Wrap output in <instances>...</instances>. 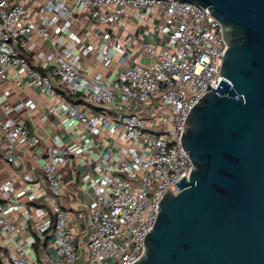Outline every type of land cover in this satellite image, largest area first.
Returning a JSON list of instances; mask_svg holds the SVG:
<instances>
[{
    "label": "built area",
    "instance_id": "2783aa9c",
    "mask_svg": "<svg viewBox=\"0 0 264 264\" xmlns=\"http://www.w3.org/2000/svg\"><path fill=\"white\" fill-rule=\"evenodd\" d=\"M206 9L182 0H0V78L13 76L54 98L48 112L77 121L87 136L110 133L93 170L80 179L92 198H76L70 216L61 206L68 185L60 170L75 165L70 156L79 147L55 136L45 158L27 164L18 149H34L40 137L22 120L0 121V156L12 167L0 185V236L10 255L1 256V264H132L143 255L164 188L176 194L174 184L192 169L179 141L182 125L192 106L224 79L215 73L225 49L222 28ZM78 11L93 24L99 65H116L107 78L82 69V58L92 55L88 43H67L76 36L70 27L81 25ZM123 22L138 32L124 27L125 39L113 35ZM37 39L49 48L35 55L46 72L21 53ZM60 88L79 103L66 100ZM22 105L29 112L39 107L33 99ZM22 196L26 202L18 201ZM37 200L48 205L39 214L31 204Z\"/></svg>",
    "mask_w": 264,
    "mask_h": 264
},
{
    "label": "water",
    "instance_id": "95a60500",
    "mask_svg": "<svg viewBox=\"0 0 264 264\" xmlns=\"http://www.w3.org/2000/svg\"><path fill=\"white\" fill-rule=\"evenodd\" d=\"M182 1L220 23L224 79L189 110L179 141L192 169L176 194L164 188L132 264H264V0Z\"/></svg>",
    "mask_w": 264,
    "mask_h": 264
},
{
    "label": "crops",
    "instance_id": "0c3cea01",
    "mask_svg": "<svg viewBox=\"0 0 264 264\" xmlns=\"http://www.w3.org/2000/svg\"><path fill=\"white\" fill-rule=\"evenodd\" d=\"M33 7H37L36 3L33 4ZM75 17L80 21L81 25L77 26L75 24L70 27V30L73 31L76 36L75 38L68 40L67 43L72 46L75 45L78 48L82 47L85 43H88L91 48L92 55L82 58V69L89 73V75L98 71L106 78L109 77L116 65L114 62L111 63L108 68H103L99 65V59L96 57L98 38L90 35V30H92L93 24L90 21L88 22L85 11L76 12ZM120 26V29L114 28L111 30L113 35L125 39L124 35H126V33L122 30L124 27L128 28L129 31L131 30L135 33L138 32V30L130 25V23L123 22ZM81 27L86 28L89 33L87 35L84 33L82 34ZM141 29H146V26H142ZM57 37L60 38V35H57ZM124 41L125 40H121L120 44ZM113 43L114 41H112V44ZM26 46V51L23 50L21 53L26 58L29 65L34 69L46 72V70L38 66L35 61V55L38 51H43L45 53L49 51L46 43L37 39L29 42ZM135 49H137L142 56L140 60L144 59L145 55L140 47L135 46ZM60 91L66 92L64 88H60ZM72 97V100L74 101L72 103H79L78 97ZM28 99H33L39 104L37 111L29 112L23 107L22 103ZM54 102H56L54 98L44 96L39 93V91L28 87L24 82L18 83L16 78L13 76L0 78V121L5 119H11L14 121L22 120L29 127V131L32 134H36L40 137V143L36 145L34 149H24L22 147L18 149V153L21 154L25 163L39 164L40 160L45 158L47 152L51 148L50 139L55 136L60 137L64 146H76L81 150V152L74 155V157L70 156V159H75V165L61 167L60 170L64 182L68 185V187L65 186L63 190L61 206L67 213H69L70 216H73L75 211L73 210L71 204L74 203L76 198L81 200L84 199L85 201H89L92 198V195L88 192L86 187L81 184L80 179L85 173L93 170L95 159L99 158L105 147L109 144L110 133L104 131L99 136H87V132L84 127L77 121L72 119L63 121L48 112L50 105ZM86 138L87 141L85 143ZM87 142H89V144ZM11 173L12 167L0 156V185L10 177ZM20 185L19 181H15L14 188L18 189ZM43 190L46 194H49V190L46 185ZM18 201L26 202V198L22 196L18 199ZM31 204L36 210L33 211L35 214H39L40 209H45L48 206L47 202L44 200H37ZM66 206L67 209H65ZM11 220L14 221L15 219L12 218ZM7 243V240L0 236V248L5 251L4 253H0V258L1 256L7 258L10 256L8 250L5 248Z\"/></svg>",
    "mask_w": 264,
    "mask_h": 264
},
{
    "label": "trees",
    "instance_id": "16d2710c",
    "mask_svg": "<svg viewBox=\"0 0 264 264\" xmlns=\"http://www.w3.org/2000/svg\"><path fill=\"white\" fill-rule=\"evenodd\" d=\"M63 95L65 96V98H66V100H68L69 102H74L72 99H73V97H72V95H70V94H68V93H66V92H63ZM5 251L4 250H2L1 248H0V253H4ZM1 264V263H0Z\"/></svg>",
    "mask_w": 264,
    "mask_h": 264
},
{
    "label": "rangeland",
    "instance_id": "374dc122",
    "mask_svg": "<svg viewBox=\"0 0 264 264\" xmlns=\"http://www.w3.org/2000/svg\"><path fill=\"white\" fill-rule=\"evenodd\" d=\"M136 184H133V186H135ZM65 209H67V206L65 207ZM76 244H78V238L76 239Z\"/></svg>",
    "mask_w": 264,
    "mask_h": 264
}]
</instances>
